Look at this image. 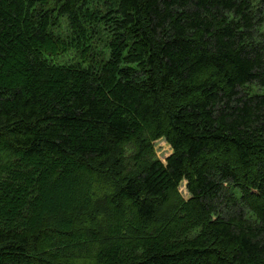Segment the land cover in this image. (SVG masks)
<instances>
[{
  "label": "trees",
  "instance_id": "1",
  "mask_svg": "<svg viewBox=\"0 0 264 264\" xmlns=\"http://www.w3.org/2000/svg\"><path fill=\"white\" fill-rule=\"evenodd\" d=\"M263 89L264 0H0V264H264Z\"/></svg>",
  "mask_w": 264,
  "mask_h": 264
},
{
  "label": "rangeland",
  "instance_id": "2",
  "mask_svg": "<svg viewBox=\"0 0 264 264\" xmlns=\"http://www.w3.org/2000/svg\"><path fill=\"white\" fill-rule=\"evenodd\" d=\"M263 91L264 89L260 90L259 92H263ZM154 151L156 157L163 163H165V159L172 153L170 146L165 142L164 139H159L155 141ZM179 191L185 199L188 197V194L185 189V182H182V184L179 186Z\"/></svg>",
  "mask_w": 264,
  "mask_h": 264
}]
</instances>
